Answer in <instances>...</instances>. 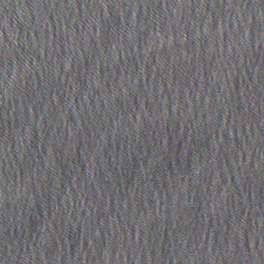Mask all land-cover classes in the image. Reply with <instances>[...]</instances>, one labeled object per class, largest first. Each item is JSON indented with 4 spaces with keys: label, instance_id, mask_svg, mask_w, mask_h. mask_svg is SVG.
Wrapping results in <instances>:
<instances>
[{
    "label": "water",
    "instance_id": "water-1",
    "mask_svg": "<svg viewBox=\"0 0 264 264\" xmlns=\"http://www.w3.org/2000/svg\"><path fill=\"white\" fill-rule=\"evenodd\" d=\"M0 264H264V0H0Z\"/></svg>",
    "mask_w": 264,
    "mask_h": 264
}]
</instances>
